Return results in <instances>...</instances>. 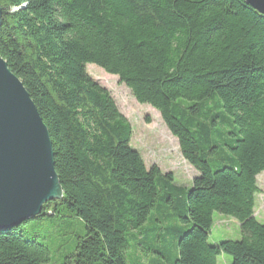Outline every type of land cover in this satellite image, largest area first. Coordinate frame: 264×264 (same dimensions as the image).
<instances>
[{"label": "trees", "instance_id": "16d2710c", "mask_svg": "<svg viewBox=\"0 0 264 264\" xmlns=\"http://www.w3.org/2000/svg\"><path fill=\"white\" fill-rule=\"evenodd\" d=\"M0 9V58L47 128L61 189L39 215L0 230V264H57L51 247L72 223L63 264H126L129 238L152 255L147 264H217L221 255L264 264V225L254 217L264 15L244 0H0ZM87 65L159 113L197 173L190 187L146 168L130 123ZM215 213L239 224V240L208 243ZM168 220L178 225L165 229ZM167 237L170 261L157 245Z\"/></svg>", "mask_w": 264, "mask_h": 264}, {"label": "water", "instance_id": "95a60500", "mask_svg": "<svg viewBox=\"0 0 264 264\" xmlns=\"http://www.w3.org/2000/svg\"><path fill=\"white\" fill-rule=\"evenodd\" d=\"M244 2L264 15V0ZM60 197L47 128L0 58V230L39 215L43 203Z\"/></svg>", "mask_w": 264, "mask_h": 264}, {"label": "rangeland", "instance_id": "374dc122", "mask_svg": "<svg viewBox=\"0 0 264 264\" xmlns=\"http://www.w3.org/2000/svg\"><path fill=\"white\" fill-rule=\"evenodd\" d=\"M86 72L92 80L110 93L119 112L130 123L132 128L130 146L140 154L146 168L156 166L163 174L171 173L176 185L190 187L197 173L181 157L177 141L164 126L159 113L148 105L138 104L116 76L108 75L94 65H87ZM256 183L258 193L255 196L254 217L258 223L264 225V172L257 176ZM154 219L161 220L160 215L155 214ZM74 224H67V227L58 229L56 243L54 242L51 247L57 264L65 263L75 246L77 232ZM176 225L178 224L174 221L168 220L163 227L170 229ZM184 228L186 230L188 226ZM240 237L239 224L234 219L217 213L213 215V226L208 238L210 245L219 244L224 240H239ZM128 241L130 248L125 252L126 264H147L152 255L149 252L136 251L133 248V239L129 238ZM152 243L150 239L145 248H149ZM157 245L164 248L165 259L172 260L175 252L171 248L170 238L167 237L161 245ZM231 261V257L227 255L217 258V264H230Z\"/></svg>", "mask_w": 264, "mask_h": 264}, {"label": "bare ground", "instance_id": "6f19581e", "mask_svg": "<svg viewBox=\"0 0 264 264\" xmlns=\"http://www.w3.org/2000/svg\"><path fill=\"white\" fill-rule=\"evenodd\" d=\"M57 192H58V190H57Z\"/></svg>", "mask_w": 264, "mask_h": 264}]
</instances>
